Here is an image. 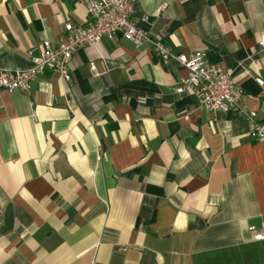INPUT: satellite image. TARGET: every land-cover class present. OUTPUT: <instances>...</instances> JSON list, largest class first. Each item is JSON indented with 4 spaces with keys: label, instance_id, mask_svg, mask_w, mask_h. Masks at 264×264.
<instances>
[{
    "label": "crops",
    "instance_id": "obj_1",
    "mask_svg": "<svg viewBox=\"0 0 264 264\" xmlns=\"http://www.w3.org/2000/svg\"><path fill=\"white\" fill-rule=\"evenodd\" d=\"M132 18L169 60L117 35L77 50L69 81L0 90V264H264V141L175 91L176 56L205 50L264 122V0H133ZM67 21L83 3L0 0V68Z\"/></svg>",
    "mask_w": 264,
    "mask_h": 264
},
{
    "label": "built area",
    "instance_id": "obj_2",
    "mask_svg": "<svg viewBox=\"0 0 264 264\" xmlns=\"http://www.w3.org/2000/svg\"><path fill=\"white\" fill-rule=\"evenodd\" d=\"M83 3L88 22L84 25L67 21L65 34L56 43L43 41L42 47L28 49L31 65L26 69L8 70L0 68V90L27 92L31 83L46 70L56 73L64 81L71 79L70 65L77 50L97 46L103 38L112 40L117 35L130 40L136 47L148 44L162 60H169L173 54L171 47L161 39L152 37L149 31L132 18L133 0H73ZM147 21L146 15L141 17ZM258 45L264 49V33H261ZM181 67L187 71L175 87L178 93L187 92L197 102L211 111L233 112L249 121V135L253 140L264 141V122L256 119L257 112L241 102L237 84L232 72L224 69L218 62L209 59L202 49L177 56ZM90 69L95 72L93 64ZM260 85L261 77H256ZM1 214V208H0ZM253 239H264V221L259 226L249 225Z\"/></svg>",
    "mask_w": 264,
    "mask_h": 264
}]
</instances>
